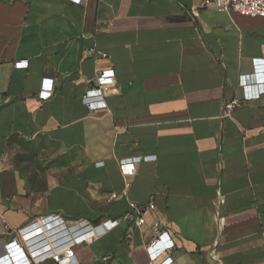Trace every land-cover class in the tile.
I'll use <instances>...</instances> for the list:
<instances>
[{
	"label": "crops",
	"instance_id": "obj_1",
	"mask_svg": "<svg viewBox=\"0 0 264 264\" xmlns=\"http://www.w3.org/2000/svg\"><path fill=\"white\" fill-rule=\"evenodd\" d=\"M255 59L264 18L204 0H0V240L50 214L120 219L75 246L81 264H264V95L224 112ZM131 201L155 209L128 240ZM155 220L175 246L153 261Z\"/></svg>",
	"mask_w": 264,
	"mask_h": 264
},
{
	"label": "built area",
	"instance_id": "obj_2",
	"mask_svg": "<svg viewBox=\"0 0 264 264\" xmlns=\"http://www.w3.org/2000/svg\"><path fill=\"white\" fill-rule=\"evenodd\" d=\"M83 4L86 0H75ZM206 6H214L219 11L235 12L248 17L264 18V0H204ZM107 57V53L102 54ZM20 66H27L28 61H20ZM254 64L260 67V71L242 73L239 85L245 90L243 98L234 97L225 103L224 112L230 114L236 107L241 106L246 100L259 99L264 95V61L255 59ZM54 79L44 78L40 92V98L48 99L53 95ZM116 85V73L113 68L101 69L97 73L96 82L90 86L85 95L84 102L93 110L107 109L105 91L110 86ZM142 158V157H140ZM125 175L135 172V161H125L120 165ZM130 183L126 184L123 195L128 194ZM120 196L112 193L109 201ZM154 202L140 205L130 202V210L124 218L135 219L126 231V238L131 240L136 228L142 229L147 224L146 213L154 210ZM120 219H107L94 224L85 219L67 220L58 214H50L37 219L19 231V236L11 241L0 240V264H81L77 258L75 246L81 242L91 241L116 225ZM152 238L146 243L150 258L155 261L164 254H170L175 242L168 231L162 228L161 221L155 220L151 224ZM102 261L108 264L109 257L103 256ZM172 256L161 264L172 263Z\"/></svg>",
	"mask_w": 264,
	"mask_h": 264
}]
</instances>
